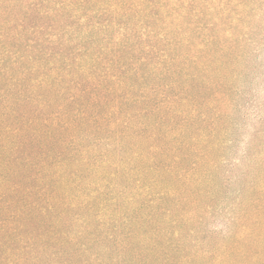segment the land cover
Instances as JSON below:
<instances>
[{"label": "trees", "instance_id": "16d2710c", "mask_svg": "<svg viewBox=\"0 0 264 264\" xmlns=\"http://www.w3.org/2000/svg\"><path fill=\"white\" fill-rule=\"evenodd\" d=\"M242 9L237 0H59L68 21L49 67L59 77L40 75L50 45L29 72L0 64V264H173L177 233L156 226L164 196L153 189L215 148L234 49L222 19ZM58 82L55 106L40 91Z\"/></svg>", "mask_w": 264, "mask_h": 264}, {"label": "rangeland", "instance_id": "374dc122", "mask_svg": "<svg viewBox=\"0 0 264 264\" xmlns=\"http://www.w3.org/2000/svg\"><path fill=\"white\" fill-rule=\"evenodd\" d=\"M237 1L243 8L237 20L232 15L222 19L223 30L233 33L234 49L224 71L229 89L221 98L215 148L209 157L174 166L153 189L164 196L156 203L161 210L156 226L161 224L172 239L177 233V245L168 249L173 264H264V0ZM64 13L59 0H0L1 66L18 61L13 73L29 72L45 44L54 57L40 55V75L48 74L49 82L59 77L49 67L53 58L59 59V35L64 34L59 23L68 21ZM56 84L45 83L40 91L51 103L55 98V106ZM119 183L120 190H129L126 177ZM164 191L169 193L160 195ZM118 207L128 213L132 205L121 199ZM161 208L169 209L168 216ZM148 211L144 206L138 212Z\"/></svg>", "mask_w": 264, "mask_h": 264}]
</instances>
